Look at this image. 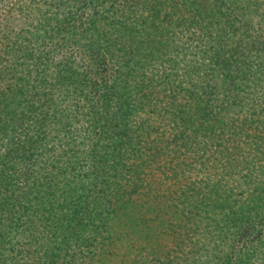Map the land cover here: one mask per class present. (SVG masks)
<instances>
[{
  "label": "trees",
  "instance_id": "trees-1",
  "mask_svg": "<svg viewBox=\"0 0 264 264\" xmlns=\"http://www.w3.org/2000/svg\"><path fill=\"white\" fill-rule=\"evenodd\" d=\"M16 1L0 264H264V0Z\"/></svg>",
  "mask_w": 264,
  "mask_h": 264
},
{
  "label": "rangeland",
  "instance_id": "rangeland-1",
  "mask_svg": "<svg viewBox=\"0 0 264 264\" xmlns=\"http://www.w3.org/2000/svg\"><path fill=\"white\" fill-rule=\"evenodd\" d=\"M13 1L15 2V0H3V1H0V20L3 17H5V15H6L5 14L6 13L5 12L6 11L5 6L8 4L6 7H7V9L10 8L13 5V3H14ZM40 1H41V3H43V2H46L48 0H40ZM16 2H18L19 5H25V3L31 2V1L30 0H17ZM42 8L45 9L46 5L44 4ZM51 9L52 8H50V10ZM29 10H30L29 13H28V7H26V9L23 11V13H20V11L18 12L17 10L16 11L13 10L11 12V14H10L11 15L10 23L8 24V28L11 30V33L9 34L6 31V28H4L5 29L4 31H6L7 34L13 36V33H15V32H22V30L24 29V26H27V28L30 29V24L27 25L28 23H30L28 14L31 15L33 10L32 9H29ZM23 23H25V25ZM5 24H7V23H5ZM1 32H3V31L1 30ZM34 47H38V46H34ZM20 62H22V59H21ZM85 151H87V150H85ZM82 156H84V158L86 160L88 159L86 157V154H82ZM82 162H84V161H82ZM74 175H76L75 177H77L79 179V172L78 173H74ZM54 183H55L54 193L56 195V199L60 203L65 201V203H66V205L68 207H73V206L77 205V203L81 204V202L78 199L82 200L83 197H84V194L86 193V191L82 192L80 194V196L78 197L79 193L77 192V190L75 189L73 192H70L68 181H66L62 177H59V178L55 177ZM89 193H90V191H89ZM134 212L137 215V210H134ZM131 213L132 212L128 213L129 217L131 216ZM119 219H121V218H117L115 221H118Z\"/></svg>",
  "mask_w": 264,
  "mask_h": 264
}]
</instances>
